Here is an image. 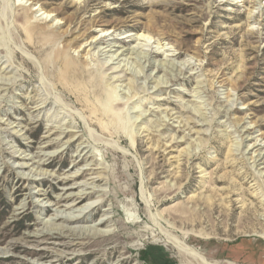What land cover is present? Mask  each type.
Instances as JSON below:
<instances>
[{
  "label": "rangeland",
  "instance_id": "374dc122",
  "mask_svg": "<svg viewBox=\"0 0 264 264\" xmlns=\"http://www.w3.org/2000/svg\"><path fill=\"white\" fill-rule=\"evenodd\" d=\"M0 78V264H264V0H0ZM94 203L111 235L32 239Z\"/></svg>",
  "mask_w": 264,
  "mask_h": 264
},
{
  "label": "bare ground",
  "instance_id": "6f19581e",
  "mask_svg": "<svg viewBox=\"0 0 264 264\" xmlns=\"http://www.w3.org/2000/svg\"><path fill=\"white\" fill-rule=\"evenodd\" d=\"M44 12H49V11H44ZM104 24H102L103 26ZM34 27V23L32 24V22H29V27L30 29H32ZM112 30H116L115 26L113 27H109L107 29H101L102 32H108V31H112ZM113 31V32H114ZM95 38V37H94ZM98 41H104L103 38H100L98 40H93L91 39L89 42V46L95 47L98 44ZM29 45V43H28ZM116 44L114 43H108L106 45L105 48H108V51L105 52L106 54L111 52L112 47H115ZM102 51V50H99ZM118 51H114L111 53L110 59H112L113 55H115ZM129 52V50H127V53ZM123 52H121L120 55H122ZM119 55V56H120ZM118 56V57H119ZM114 58V59H118ZM29 60V59H27ZM30 61V60H29ZM32 62V61H30ZM72 64V63H71ZM69 62L65 64V68L68 71H75V67L72 66ZM7 71V68L2 70V72ZM81 72V71H80ZM77 73V72H76ZM7 79L4 78H0V84H5ZM159 84V83H158ZM248 131V130H246ZM247 139V137H246ZM122 142V140H121ZM115 150V149H114ZM118 151V150H117ZM85 155V154H84ZM260 154H257L255 157L256 159L254 160L255 162H259V161H263L264 162V156H260ZM83 157H81L80 159H78V162L83 161ZM37 166L43 165V163L41 162H37L36 163ZM76 163L73 165L75 166ZM25 166L24 164H21L20 167ZM212 179V178H211ZM222 179V178H221ZM214 183H217L220 181V179L218 178H214L212 180ZM80 191V190H79ZM95 195L96 192L94 191H85V192H80L79 194H73V195H67L65 198H60L58 199V201L56 202V205L60 206L62 201H65L71 197H74V206H77L80 204H82L84 201L88 200L92 195ZM213 200L209 203V202H205V200L202 198H193L190 199V202L192 203H197V202H201L204 204V209L203 212H199L193 208H189L187 206L181 205L182 207H180L178 205V207H176L177 209H179V213L180 214H174L173 211L168 210L167 215L171 216L172 219L177 220V222H183L185 224L190 225L192 223V221H194V224L192 226H200L203 223V220H201L199 218V214H204L205 217L204 219L207 220L208 222L212 223V211L217 209V212H219L220 217L223 218V216L225 215V211L226 209L224 208V206L220 203V204H216L217 201L219 202H223L224 199H222L220 196L216 197V194L212 196ZM224 198V197H223ZM229 201L231 202V197H228ZM72 199V198H71ZM134 199H136V197H134ZM157 203V201H155L153 199V204L155 205ZM96 205L97 203L94 204H87L84 207L81 206L79 207L80 209L78 210V214L77 215H72V216H63V215H59V214H55L54 218H51V221L42 223L40 222V224L42 223L41 227H37L35 234L32 236V239L35 238H41V237H45L48 236V239H53L56 241H62L64 237H67L70 239V243L67 242L68 244L66 245V243H58L57 245H63V247H73L76 246L77 243L72 241H77L79 239H84V238H104L106 236L111 235L112 231L110 229H106V225L111 222V217L109 215H107L106 217L102 216L100 217L95 223L93 222V224L89 225L88 222L90 219H92V217L98 215V211L96 210ZM27 205L25 203H22L21 207L19 208V211H23L25 209ZM43 207L45 212L49 211V208H47L48 206H41V205H36L35 207ZM68 209L73 210V208L71 206H67ZM112 209L115 211L117 210V206H114V204L112 205ZM77 211V210H76ZM230 215L234 214V210L230 211ZM20 213V212H19ZM247 214V217L249 218L250 215V219L255 218V211L254 208L252 207L250 210L248 209V207H242L241 212L238 214L239 215V222L243 221V215ZM190 215H192L191 219H190ZM196 215V216H195ZM191 220V221H190ZM224 219H221V222H223ZM128 222V221H127ZM132 224H137L138 222H134L133 220L129 221ZM241 223H238L236 225V227H240ZM43 239V238H42ZM45 239V238H44ZM172 242H170L172 244V246L183 256L185 257L186 260H189L190 262L194 263V264H215L213 262H211L205 255H203L202 253H200L199 251H197L194 247L190 246L186 240H182L181 243H178L176 241H173V239H171ZM181 240V239H180ZM170 241V240H169ZM52 244H55V242H51ZM177 245V246H176ZM180 247V248H178Z\"/></svg>",
  "mask_w": 264,
  "mask_h": 264
}]
</instances>
